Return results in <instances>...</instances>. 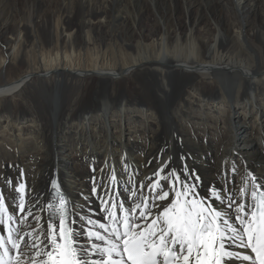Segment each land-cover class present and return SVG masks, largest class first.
Here are the masks:
<instances>
[{"label":"bare ground","instance_id":"obj_1","mask_svg":"<svg viewBox=\"0 0 264 264\" xmlns=\"http://www.w3.org/2000/svg\"><path fill=\"white\" fill-rule=\"evenodd\" d=\"M191 1L179 24L178 0H0V242L11 253L23 241L33 264H68L64 200L78 264H128L121 242L143 229L167 234L175 264H254L264 18L253 0H226L233 14L212 28ZM147 5L160 14L151 29ZM253 12L255 25L233 20Z\"/></svg>","mask_w":264,"mask_h":264},{"label":"rangeland","instance_id":"obj_2","mask_svg":"<svg viewBox=\"0 0 264 264\" xmlns=\"http://www.w3.org/2000/svg\"><path fill=\"white\" fill-rule=\"evenodd\" d=\"M192 2V6L194 7L193 9H195L194 11V14L191 16L193 19L194 18H196V19H201V21L204 19V20H206L205 21V23L204 24H206V23H208V25L207 26H210V27H212V28H214L215 26L213 25V20H212V18L213 17H215V14L217 13L218 15L217 16H220V12L224 15V17H228L229 15H231L232 16V14L233 13H229L228 11H231V9H229L230 7H232L231 6V4L230 3H226L225 5L222 3V2H226V0H192L191 1ZM229 2H234V0H230ZM185 2H184V0H178V2H177V4H176V6L174 7V11H175V9H176V14H174L172 17H171V19H172V23H176V22H179V24H185L186 23V18H187V16H186V13H185V10H184V4ZM201 3V4H200ZM213 4V5H212ZM215 4V5H214ZM252 9L253 8H259L260 10V14H261V16H259L258 14H256V12H253V14H244V16L243 15H239V17L241 18H239L238 16H237V18H233V20H235L236 19V21H240V22H242V19H243V17H245V20H247V21H249V22H253L254 23V25H255V22H257V21H259L260 20V17L261 18H264V0H253L252 1ZM211 7L212 6V10H217L216 12H214V11H211V10H209L208 9V7ZM214 6H216V7H214ZM159 7H162V8H164L165 7V5H163V1L162 2H159ZM198 7V8H197ZM205 7H207V9L205 8ZM146 9H147V11H148V15H147V20H145L144 21V25L146 26V28H148V29H151L152 27H151V25H153V24H155V23H160V22H157V20H160V19H158V18H155V16H158V15H160L157 11H155V9H154V6H150V5H147V7H146ZM173 11V12H174ZM251 12V11H250ZM176 16V17H175ZM134 18H136L135 16H133ZM175 17V18H174ZM240 19V20H239ZM156 20V21H155ZM150 23V24H149ZM115 26V23H114V21H110V24H109V27L108 28H112V27H114ZM0 46H3L2 44H1V42H0ZM141 54L143 55L144 54V52H141ZM249 62H250V60H249ZM132 85V87H137L135 84H131ZM81 86H79V87H77V89L75 90V91H73V89H71V91H69L68 93H67V104L69 103V104H71L72 103V100L75 98L74 96L76 95V94H78V92H80V90H81ZM260 99H262V97H260ZM260 101V100H259ZM23 107H27L25 104H24V106ZM245 111H247V110H249L248 109V106H246L245 108ZM240 112H241V110H240ZM243 112H241V114H240V118L242 119V116H243ZM250 113L248 112V116H250L249 115ZM257 118V116H256V114H254L253 115V119H256ZM259 119H260V116H259ZM262 119H263V117H262ZM241 121V120H240ZM241 123V122H240ZM262 135H263V133H262ZM60 187V186H59ZM61 189V187L59 188V190ZM258 190H261L260 188L259 189H257L256 191H258ZM58 193H60L61 194V191L60 192H58ZM254 196H255V194H254ZM253 201H254V198H253ZM23 244V241H21L20 243H19V246H21ZM250 244H251V242H250ZM28 246V247H27ZM12 249V251H13V248H11ZM20 249H22V252H21V255H23V260H24V263L25 264H33V262H32V259H33V256H32V254L34 253V249H33V247H32V245L31 244H29V243H27L26 245H24L23 247H21ZM19 254H20V252H19ZM17 255V257H18V259L21 257L20 255ZM17 259V258H16ZM15 259V260H16ZM17 259V260H18ZM15 260H13V261H15ZM17 260H16V262H17ZM13 261H12V263H13ZM27 261V262H26ZM23 263V264H24Z\"/></svg>","mask_w":264,"mask_h":264}]
</instances>
